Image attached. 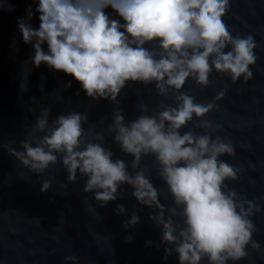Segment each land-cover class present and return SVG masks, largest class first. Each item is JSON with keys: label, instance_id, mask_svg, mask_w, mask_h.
Wrapping results in <instances>:
<instances>
[{"label": "clouds", "instance_id": "1", "mask_svg": "<svg viewBox=\"0 0 264 264\" xmlns=\"http://www.w3.org/2000/svg\"><path fill=\"white\" fill-rule=\"evenodd\" d=\"M230 8L231 0H33L25 15L16 18L23 43L32 48L23 65L30 64V73L44 64L71 77L63 87L76 81L91 101H110L114 108L107 130L132 159L114 158L104 146V134L94 124L85 127L87 112L70 110L50 119L48 105L19 141L22 150L5 146L7 152L37 174L60 164L68 182L75 183L78 175L85 178L82 191L92 193L101 207L117 200L122 185L129 186L142 207L132 209L123 227L134 228L141 221L138 211L150 209L149 219L166 245L164 260L175 253L178 264H236L248 255V247L260 250L264 245L253 239V216L264 209L230 187L241 169L221 157L235 154L233 143L210 134L222 125L202 119L226 90L217 92L212 102L197 103L184 87L192 81L205 88L213 73L232 82L252 79L250 66L258 60L259 44L251 33L232 34L224 19ZM0 10L14 11L15 5L0 0ZM27 79L28 74L22 77L21 92ZM129 82L154 85L157 96L173 103L161 101L150 114L140 101V114L126 122L117 98ZM189 122L203 134L182 132ZM147 156L153 158L170 204L161 202L162 189L151 182L149 165L141 163ZM50 186L51 179H45L40 191ZM114 211L127 215L122 204ZM77 259L65 257L73 264Z\"/></svg>", "mask_w": 264, "mask_h": 264}, {"label": "water", "instance_id": "2", "mask_svg": "<svg viewBox=\"0 0 264 264\" xmlns=\"http://www.w3.org/2000/svg\"><path fill=\"white\" fill-rule=\"evenodd\" d=\"M8 2L15 5V10H0V264H73L65 260L73 255L78 258L76 264H178L175 253L167 260L162 258L166 245L160 243V230L149 219L150 209L138 211L141 221L134 228L123 227L132 209L142 207L131 196L129 186L122 185L117 200L101 207L92 193L82 191L85 178L78 175L75 183L68 182L60 164L37 174L7 152L6 147L22 150L19 141L28 134L39 110L48 105L50 119L70 110L87 112L89 123L85 127L94 124L95 130L104 134V146L111 148L114 158L127 162L132 159L113 143L114 132L107 130L114 108L110 101H91L79 91L76 81L71 88L63 87L71 77L49 70L44 64L28 73L31 66L23 63L32 55V48L23 43L16 18L25 15V7L33 0ZM224 19L233 35L251 33L259 44L255 49L258 60L250 66L252 79L245 82L241 77L232 82L213 73L205 88L192 81L184 87L192 90L197 103L212 102L217 92L226 90L224 97L216 101L217 107L202 119L222 125L210 134L233 143L235 154L221 157L241 169L239 178L228 182L230 187L248 199H256L264 209V0H231ZM32 23L37 27L39 21L34 17ZM27 74V89L21 92L22 77ZM33 96L37 98L34 102ZM117 99L126 122L140 114V101L148 105L150 114L159 110L161 101L173 103L170 97L157 96L154 85L139 82H129ZM189 129L197 134L204 131L193 127L192 122L181 131ZM152 160L151 156L143 157L141 163L149 165L151 182L162 189L161 202L170 204ZM45 179H51V186L41 192ZM117 204L125 206L127 215L114 211ZM253 220L257 226L253 239L264 245V210ZM128 236L132 237L130 241ZM247 251L248 255L236 264H264V247H248Z\"/></svg>", "mask_w": 264, "mask_h": 264}]
</instances>
